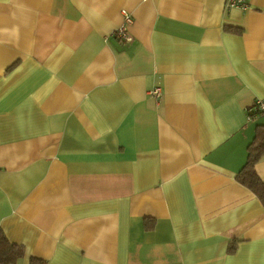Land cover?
I'll use <instances>...</instances> for the list:
<instances>
[{
	"label": "crops",
	"instance_id": "1",
	"mask_svg": "<svg viewBox=\"0 0 264 264\" xmlns=\"http://www.w3.org/2000/svg\"><path fill=\"white\" fill-rule=\"evenodd\" d=\"M244 1L0 0L14 264H264V207L236 181L264 124L246 114L264 101V0Z\"/></svg>",
	"mask_w": 264,
	"mask_h": 264
},
{
	"label": "trees",
	"instance_id": "2",
	"mask_svg": "<svg viewBox=\"0 0 264 264\" xmlns=\"http://www.w3.org/2000/svg\"><path fill=\"white\" fill-rule=\"evenodd\" d=\"M259 115H264V112L252 111L247 113L251 120ZM262 157H264V124L255 127L254 137L246 148L245 163L236 175V181L250 190L264 207V180H261L255 171V165ZM22 253L21 248L8 243L0 233V264H14L22 256ZM29 264H44V262L32 258Z\"/></svg>",
	"mask_w": 264,
	"mask_h": 264
},
{
	"label": "built area",
	"instance_id": "3",
	"mask_svg": "<svg viewBox=\"0 0 264 264\" xmlns=\"http://www.w3.org/2000/svg\"><path fill=\"white\" fill-rule=\"evenodd\" d=\"M225 8L226 9H245V1L244 0H225ZM132 23L131 16L123 11L122 12V22L121 24L114 30L112 33V36L118 39L120 42H128L129 38L127 35V29L128 26ZM151 94L158 96L159 95V89L156 88L151 92ZM252 111H260L264 112V101L257 100L252 104V107L248 108L246 111L247 113H251ZM249 116V114H248ZM249 119V118H248Z\"/></svg>",
	"mask_w": 264,
	"mask_h": 264
}]
</instances>
